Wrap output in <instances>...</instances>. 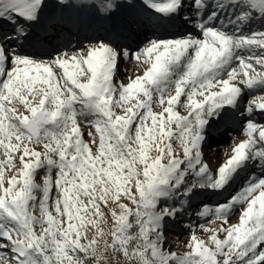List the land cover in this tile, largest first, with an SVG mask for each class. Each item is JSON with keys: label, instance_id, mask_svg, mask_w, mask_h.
Wrapping results in <instances>:
<instances>
[{"label": "snow or ice", "instance_id": "obj_1", "mask_svg": "<svg viewBox=\"0 0 264 264\" xmlns=\"http://www.w3.org/2000/svg\"><path fill=\"white\" fill-rule=\"evenodd\" d=\"M50 8L60 15L49 16ZM71 8L108 21L130 9L112 23L121 33L145 25L190 30L151 39L135 52L101 40L71 53L70 41L63 51L52 46L56 55L47 60L23 54L60 39L56 28L78 24L64 15ZM120 56L142 61L143 75L114 83ZM245 89L262 92L241 107ZM34 91L37 106L28 99ZM258 112L264 116V0H0V261L264 264V176L255 174L225 203L197 213L222 222L207 241L192 234L183 254L162 247L166 222L187 211L198 189L224 190L250 164L264 173ZM237 113L246 139L213 174L202 161L206 129ZM172 140L183 146L182 156ZM39 145L43 151L35 150ZM5 168L15 174L6 177ZM38 169L46 172L42 184ZM236 206L238 223L230 224Z\"/></svg>", "mask_w": 264, "mask_h": 264}, {"label": "rangeland", "instance_id": "obj_2", "mask_svg": "<svg viewBox=\"0 0 264 264\" xmlns=\"http://www.w3.org/2000/svg\"><path fill=\"white\" fill-rule=\"evenodd\" d=\"M49 4L55 3V0H47ZM74 9L78 11H82L84 9L78 8H71L70 13L74 12L71 16L79 20L78 24H66L64 26H60L56 28V31L60 34V39L52 41V45L49 44H42L38 45L37 47H30L28 48L26 53L23 54H36L41 59H50L56 55V52L52 50V46H59L60 50L63 51V48L68 45V42H71V47L69 48V52H74L79 48H85V46L93 45L98 41H104V43L109 44L113 47L116 45V49L120 50L123 46H128L131 52H135L138 47H143L151 39H170V38H179L181 35H186L188 33L189 26L178 27L180 30L174 33H169L166 35L157 34V32L162 31V29L166 28L164 25L161 26H152V25H145L135 31L134 34L130 35L127 34L126 36L129 38L128 43H117L113 39V33H110L111 28L112 31H117V29L113 28V22L118 21L121 16L128 14L131 10L130 9H121L120 13L116 17L113 18V21L103 20L96 16L94 10L93 17H95V26L92 31L93 35L96 37H92V39H85L81 36V28L83 32L86 33L89 29L86 27L87 24H84V20H82V14L80 16L75 15ZM49 16L56 15L60 13L59 9H49L48 10ZM90 15V14H89ZM69 18V17H68ZM92 21V17H89ZM99 18V19H98ZM47 19V18H46ZM101 19V20H100ZM100 22L107 21V27L103 30L100 27ZM81 28H80V27ZM70 27V28H69ZM164 27V28H163ZM103 30V31H102ZM103 33V34H101ZM54 34V33H53ZM199 35L198 33H195ZM124 35V34H123ZM123 37V36H121ZM86 54V49H85ZM145 65H143L142 61H135L132 59L125 60L123 56L118 58V65H117V73L113 78V82L116 84L123 83L127 85L131 79H135L138 75H143L145 70ZM257 70H259V66H255ZM245 94L242 100L241 107L248 103L250 98L259 99V95L261 94L262 90L254 89L249 91L247 89L244 90ZM174 94V91L173 93ZM36 96L35 91L33 95H29L28 99L32 102L33 106L38 105L39 96H36L34 99L33 97ZM186 98L184 96L181 97V102H183ZM197 99H200L199 97ZM15 108L18 112H23L24 108L21 103L14 102ZM161 108H157L153 105V111L159 112ZM175 110L179 115H187L184 109L180 108L178 105L176 106ZM143 111V110H142ZM25 114H28L25 112ZM118 114L119 110H118ZM256 121L259 123H264V116H261L259 112L256 116ZM147 124H151V121H147ZM175 126L173 125V129ZM81 130L83 132V139L87 142L91 140V137L88 136V126L81 124ZM206 139L201 145V153H202V161L209 166V170L215 174L219 166L226 162L228 158L233 154L234 147L244 139H246L245 129L243 126V118L237 116L235 118L234 123L230 122H221V121H214L211 122L210 125L207 127V132L205 133ZM168 141L165 140V143ZM29 147H33V145L29 144ZM172 147L173 150L179 155L182 156L183 146L179 143V141L172 140ZM35 150L43 151L42 145L35 146ZM95 150V149H93ZM156 150L153 149L150 152L151 156H155ZM19 155V154H15ZM3 159V157H0ZM27 159V158H26ZM19 167L17 162V168ZM15 169L5 168V176H9L10 174H15ZM244 174H239L235 177V179L230 183L226 189H224V193L222 196L217 197L222 190H197L195 194L191 197L190 206L188 207L187 211L184 212L182 215H177L174 220H169L166 222L164 227V236L165 240L162 244V247L167 252H176L177 254H183L184 252L188 251L187 245L190 243V236L192 234L196 235L202 240L207 241L209 236L212 234V230L219 229L221 227L222 222L216 220L215 222H210L211 217L204 218L197 215V213L202 209L203 202H209L211 207H214L218 204L225 203L231 196L235 195L242 186L245 185L246 181L249 177L253 174L257 178L264 176L261 169L255 165H249L247 168L243 169ZM46 172L45 169H38L37 175L35 177V181L39 184L43 183V178ZM53 177L55 178V170H53ZM7 186V185H5ZM56 189L53 188V194H55ZM39 195V194H37ZM215 197V198H214ZM214 198V199H213ZM125 203H128L125 201ZM115 207V205H112ZM134 207V206H133ZM36 215L39 214V210L35 211ZM240 215V206H236L234 212L229 218L230 224L238 223V218ZM66 218H65V226H66ZM46 226V225H45ZM102 226L104 227L105 231L111 227V218L110 213L106 214L103 218ZM207 229V230H205ZM35 230L37 232L40 231L39 225L35 226ZM86 235L89 238H92L94 235V230H89ZM220 238H223V234H220ZM115 256L118 257L120 261H123V256L120 253H115ZM0 264H4V261H0Z\"/></svg>", "mask_w": 264, "mask_h": 264}, {"label": "bare ground", "instance_id": "obj_3", "mask_svg": "<svg viewBox=\"0 0 264 264\" xmlns=\"http://www.w3.org/2000/svg\"><path fill=\"white\" fill-rule=\"evenodd\" d=\"M73 2H74V0H73ZM125 9H127V8H123V10H125ZM70 11H71V9H67V10H65V13H64V15L66 16V17H69V18H72V14L74 13V12H72V13H70ZM73 11H77V12H75V15H79L80 16V14H82V13H84V14H82V20H84V24H87L86 25V27H88V31L86 32V33H84L83 32V29L81 28V36H82V38H85L86 36H87V38H85V39H92V37H96V35H93L92 34V31H93V29H94V26H95V17H93L92 15H93V11H91V9H84V10H82V11H78L77 9H74ZM140 11V13H141V15H143V9H140L139 10ZM90 14V15H89ZM60 15V13L59 14H56L55 16H59ZM92 17V21H91V19L89 18V17ZM99 19V18H98ZM101 20V19H100ZM100 20H99V24H100V27H102L103 28V30H105L106 29V27H107V21L106 22H100ZM46 22H47V19H46ZM66 25V24H65ZM164 27H166V28H164ZM164 29H162V31H158L157 32V34H163V35H166V34H169V33H174V32H177L178 30H180V28H178V27H172V26H169V25H164ZM70 28V27H69ZM114 28V27H113ZM114 29H117V28H114ZM102 30V31H103ZM113 29L111 28V31H110V33H113L114 32V34H112L113 36V39H115L114 41L115 42H117V43H128V37L126 36L128 33H121L120 31H119V29H117V31L115 30V31H112ZM101 34H103V33H101ZM124 34V35H123ZM132 34H134V33H132ZM132 34H130V35H132ZM121 36H123V37H121ZM113 47L114 48H116V45H113ZM28 50V49H27ZM55 71V70H54ZM218 122V121H217ZM221 122H230V123H234L235 122V119L233 120V119H229L228 121H221ZM206 132H207V129H206ZM205 132V133H206ZM240 173L241 174H244V172H243V170H241L240 171ZM231 185V184H230ZM224 190H222L221 191V193H219V195L217 196V197H220V196H222V194L224 193L223 192ZM215 198V197H214ZM213 198V199H214ZM203 205H209L210 207H211V205L212 204H210L209 202H203Z\"/></svg>", "mask_w": 264, "mask_h": 264}, {"label": "trees", "instance_id": "obj_4", "mask_svg": "<svg viewBox=\"0 0 264 264\" xmlns=\"http://www.w3.org/2000/svg\"><path fill=\"white\" fill-rule=\"evenodd\" d=\"M114 256H115V254H114ZM115 259H118V257L115 256ZM118 260H119V259H118ZM113 264H115V260H113Z\"/></svg>", "mask_w": 264, "mask_h": 264}]
</instances>
